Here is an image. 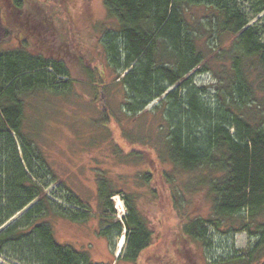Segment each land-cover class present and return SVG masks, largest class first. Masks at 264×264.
Masks as SVG:
<instances>
[{
	"label": "trees",
	"instance_id": "1",
	"mask_svg": "<svg viewBox=\"0 0 264 264\" xmlns=\"http://www.w3.org/2000/svg\"><path fill=\"white\" fill-rule=\"evenodd\" d=\"M68 4L0 0L2 20L17 42L0 48V264H143L163 234H156L133 193H123L124 221L109 220L102 230L106 237L126 231V247L113 262L60 242L51 222L59 215L76 221L89 217L79 194L66 184L57 186L58 174L39 142L41 120L28 114L32 107L39 115L38 100L69 93L74 85L66 59L44 44L50 41L45 30L61 33L55 10ZM104 5L117 22L102 41L114 75L108 79L102 63L93 68L84 51L78 59L95 99L116 86L121 115L144 113L158 101L153 111L161 110L165 120L159 146L146 151L172 169L151 168L141 177L151 201L158 200L159 188L168 195L180 222L165 238L161 259L147 264H195L192 253L211 246L212 228L224 224L230 230L239 226L237 231L257 241L216 264H264V0H104ZM209 72L218 79L214 104L195 83L198 74ZM102 114L107 125L121 123L109 110ZM130 144L132 155H143L144 149ZM185 173L200 175L179 176ZM202 186L212 201L207 216L194 214L187 194ZM121 193L107 175L99 176L105 214H115L112 197Z\"/></svg>",
	"mask_w": 264,
	"mask_h": 264
},
{
	"label": "rangeland",
	"instance_id": "2",
	"mask_svg": "<svg viewBox=\"0 0 264 264\" xmlns=\"http://www.w3.org/2000/svg\"><path fill=\"white\" fill-rule=\"evenodd\" d=\"M66 6L67 8L59 6L55 10L59 14L61 33L55 36L54 28L52 33L45 30L50 41L44 44L45 47L52 48L53 53L66 59L74 85L69 93L48 94L46 101L38 100L36 107L40 110L41 118L34 113L32 107L28 109V114L41 120L37 128L39 142L58 174L57 186L59 182L66 184L79 194L89 207V217L86 221H81L80 218L76 221L65 216H54L51 222L55 234L62 243H71L78 248L89 250L95 260L113 262L126 247V231L123 229L119 235L106 237L102 230L109 226V220L121 223L124 221L128 215V207L123 193H133L136 206L145 211L156 234H163L146 256L148 260L158 262L161 259L160 254L167 248L165 238L170 233L172 236L180 217L174 211L171 212L168 195L160 188L158 200L152 197L151 201L150 190L148 186L144 187L141 176L145 170L151 168L152 171L159 167L172 169L170 163L159 160L161 164L154 161V153L146 151L148 147L154 149V146H159L162 141L160 125L165 123V120L161 110L153 111L158 101L149 105L144 113L136 116L121 115L122 93L116 86L110 88L111 92L101 93L98 100L95 99L90 80L80 66L79 51L86 53L87 62L93 68L102 63L108 79L112 78L114 72L107 66L102 41L104 31L107 28H116L117 22L108 15L104 0H69ZM61 36L64 39L59 38ZM16 43L15 34L4 24L0 12V48L13 47ZM36 46L41 51L44 49L41 44ZM217 80L213 72L198 74L195 78L196 85L208 91L205 98L212 104L216 103ZM103 110H109L113 118L121 117V123L105 124ZM41 112L45 113L43 121ZM130 142L136 144L135 147L144 149L143 155H132L130 151L133 146ZM101 174L107 175L113 180L115 188L122 191L112 197L115 209L113 216L105 214L100 206L98 178ZM199 175L185 173L179 176L194 180ZM153 186L156 187L157 184L153 183ZM65 192L66 189L63 188L62 195H65ZM187 194L192 201L195 215L207 216L211 213L212 201L205 187H196ZM75 209L76 212L81 210L79 206ZM238 228L236 225L234 230H230L227 224L212 228V245L192 253L195 264H216L220 258L230 254H243L252 248L257 239L245 230L237 231ZM124 237V245L120 247L121 238ZM147 261L144 260L143 264H147Z\"/></svg>",
	"mask_w": 264,
	"mask_h": 264
},
{
	"label": "bare ground",
	"instance_id": "3",
	"mask_svg": "<svg viewBox=\"0 0 264 264\" xmlns=\"http://www.w3.org/2000/svg\"><path fill=\"white\" fill-rule=\"evenodd\" d=\"M124 242H125V237H124V238H121V241H120V244H119V246H120V247H123V245H124Z\"/></svg>",
	"mask_w": 264,
	"mask_h": 264
}]
</instances>
